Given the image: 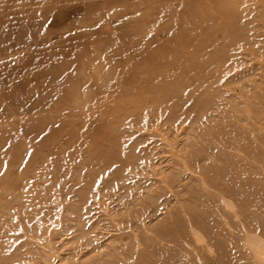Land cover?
Segmentation results:
<instances>
[{
  "label": "rangeland",
  "instance_id": "374dc122",
  "mask_svg": "<svg viewBox=\"0 0 264 264\" xmlns=\"http://www.w3.org/2000/svg\"><path fill=\"white\" fill-rule=\"evenodd\" d=\"M0 264H264V0H0Z\"/></svg>",
  "mask_w": 264,
  "mask_h": 264
}]
</instances>
